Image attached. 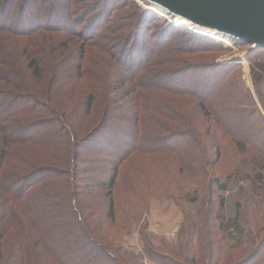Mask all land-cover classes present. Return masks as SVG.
<instances>
[{
  "label": "trees",
  "instance_id": "trees-1",
  "mask_svg": "<svg viewBox=\"0 0 264 264\" xmlns=\"http://www.w3.org/2000/svg\"><path fill=\"white\" fill-rule=\"evenodd\" d=\"M84 1L0 0V264H143L125 237L155 197L182 218L172 241L141 225L153 260L263 264L264 91L258 106L234 81L236 65L214 61L226 36L174 23L146 0L76 5ZM234 42L248 48L257 82L264 46ZM196 65L212 67V78L180 81L192 86L154 80L166 72L186 78ZM73 81L82 84L67 86ZM74 86L75 98L62 93ZM216 88L225 107L205 96ZM116 91L135 94L130 112L139 120L126 106L116 121ZM183 103L199 109L196 122L177 107ZM228 108L231 117H222ZM214 128L220 133L210 139ZM161 131L163 145L146 140Z\"/></svg>",
  "mask_w": 264,
  "mask_h": 264
},
{
  "label": "rangeland",
  "instance_id": "rangeland-1",
  "mask_svg": "<svg viewBox=\"0 0 264 264\" xmlns=\"http://www.w3.org/2000/svg\"><path fill=\"white\" fill-rule=\"evenodd\" d=\"M88 2H91V0L84 1L83 3H77L76 5H78V6L84 5L85 6ZM132 6H133L132 4L129 5L128 9H126L125 11L127 12V10H129L128 12H131L132 11V9H131ZM148 6L149 7H153L152 5H148ZM125 11L124 10L122 11V10L119 9V14H121L123 16L124 14H126ZM93 22H95V20H93ZM81 29L88 30L87 25L84 23L83 26L81 27ZM186 34L187 33L183 34V33L180 32V33H178L177 37L179 39H181V40H184V39L188 40L189 38H188V35H186ZM221 39H223V40L219 39V41L222 43L223 49H225L226 52H223L222 54H220L217 58H215L214 61L215 62H222L223 64L225 62L233 63V65H236V70L237 71H236V74H235V77H234V81H237V79L240 78L241 81L243 82L244 86L246 87V89H248L250 92L253 93L255 101H256V104L258 106H260L261 102H260L256 92H258V88H260L261 90L264 91V76L260 80H258L257 82L254 80L253 67H252V63H253L254 60H251V59H249L247 57L248 48L245 47V46H241L239 44H236L234 42V39H230L228 37H225V38L222 37ZM109 46L111 47V51L115 52L117 50L116 46L111 45V44ZM181 47H183V45L180 42L177 43V44H173V48L174 49H180ZM181 50H183V48ZM185 50H186V48H185ZM263 59H264V56H263ZM112 61H114V60H112ZM193 69H194V74L193 75H188V76L187 75H182V76H187L186 78L185 77H181V75H179V74H172L171 77H167L166 75H167L168 72H166V73L160 74L158 76V78L154 79V80H156L157 82H159V83H161L163 85H166L167 83L172 82V84L170 83L171 86H173V85L174 86L175 85L192 86V84H190V83H185L184 85H182V84H180V81H186V82L194 81V83L199 84V81L202 78V79H204L201 82V84H202L204 82H207L208 79L212 78V77H208L207 75H205V74H207V72L209 70L211 71L213 69L212 67L204 68L202 65H196ZM255 71L256 72H260V71H258V69H255ZM188 72L191 73L190 70ZM67 83H69V85H67V86H72V85H75V84H77V85L82 84V82H80V81H73L72 83H70V82H67ZM234 87H235V85H234ZM69 88H71V87H69ZM179 88H181V87H179ZM186 88H188V87H186ZM231 88H232V91H233V82L231 83ZM78 90H79V87L78 86L77 87L74 86L72 88V92H62V93L65 94L67 97L75 98L78 94L81 93V92H77ZM125 93L126 92H123V91L122 92L116 91V92H111L110 93V96L111 97H115V99L117 100V101H115L114 107L119 106L120 113H121L120 116L123 117V119H120L121 117H117L116 121L118 123H122L125 120L124 116L127 115V116L131 117V115H132V112H130L131 108H132L131 102L136 96H135V94L134 95H129V96L128 95H124ZM151 93H153V92H149L148 94H151ZM200 93L203 94V92H200ZM205 93H206L205 96L208 97V98H211L212 101L214 100V96L215 95L218 96V104L214 105L215 108L216 107L218 108L219 106H222V107L226 106L225 103H224V106H223V103H222V100H221L222 95L219 94L220 93L219 88H216L215 90H213V92H209L208 91V92H205ZM230 97H231V94L229 95V100H230ZM177 99L185 101V98H183V96L179 97ZM2 100L3 99L0 98V102H2ZM18 104L19 103L16 102L14 105L9 106L8 109L14 110V109H16L18 107ZM151 104H153V102H151ZM126 106H129V108H126ZM121 107H123V109L126 108V111L128 112V113H126V115L123 113V110H122ZM177 107L181 108V110L185 113V115L188 118H190V119H192V120H194L196 122L195 117H196L197 113H199V109L197 107H195L194 105H187L186 103H183V104H181V105H179ZM1 110H2V108H0V111ZM232 112H233L232 108H228L226 111L224 109H219V114L222 117H224V118L226 116L231 117ZM131 118H132L133 121L139 120V118H136V115H133ZM204 123L205 122L202 121L199 125L205 126ZM238 123H239L238 120H236V119L235 120H231V118H229V122H227V125L229 127H231V126L239 127ZM214 127H219V125L217 123H215ZM166 128L168 129V126H166ZM202 131L205 132V130L203 128H202ZM208 133L210 134V136H208V137H210V139H211L213 134L220 133V132H216L215 128H214L212 130V132H208ZM165 136H167V135H164L163 131H161L160 133L159 132L158 133H151V134H149V138L146 139V140H150L148 142L150 144H152V145H154L155 143L163 145L165 140L168 138V136L167 137H165ZM120 137H121V135H120ZM122 137H123V135H122ZM162 138H164V139H162ZM127 139H128V137H127ZM155 141H157V142H155ZM149 143H147V144H149ZM124 144L125 143L122 142V145H124ZM141 157L144 160H146L145 156H141ZM156 200L160 201L161 199H159L158 197H155L153 199V201L155 202ZM140 217H142V214L140 216H138L137 219L135 220V223H134L135 225H137V224H141L142 225L144 223H148V221L146 219V216L145 217L143 216V218H140ZM126 235H128V237H129L130 236V232L127 233ZM128 246H130V244Z\"/></svg>",
  "mask_w": 264,
  "mask_h": 264
},
{
  "label": "water",
  "instance_id": "water-1",
  "mask_svg": "<svg viewBox=\"0 0 264 264\" xmlns=\"http://www.w3.org/2000/svg\"><path fill=\"white\" fill-rule=\"evenodd\" d=\"M140 1V0H139ZM161 8V16L184 18L204 34L217 30L221 36L264 46V0H146ZM156 11L154 8H149ZM164 13V14H163ZM183 26V25H180ZM188 27V26H187ZM212 36L211 34H204ZM219 39V38H216Z\"/></svg>",
  "mask_w": 264,
  "mask_h": 264
},
{
  "label": "crops",
  "instance_id": "crops-1",
  "mask_svg": "<svg viewBox=\"0 0 264 264\" xmlns=\"http://www.w3.org/2000/svg\"><path fill=\"white\" fill-rule=\"evenodd\" d=\"M230 191H226L225 194H229ZM228 215H231L230 204L228 203ZM182 218V211L175 204L168 200H156L152 201L149 214L146 216L148 221L147 231L153 236H157L159 239H166L172 241L178 233L179 224ZM154 229V230H151ZM175 232V236L171 237V234ZM140 240L143 245L144 256L147 257L149 264H161L153 260L145 250V245L142 240L141 224H134V227L130 230V236L125 237L126 247L131 249V245L134 246L137 240ZM130 244V246H128ZM134 252V251H133ZM135 253V252H134ZM137 254V253H136ZM144 264V258H142ZM264 264V263H263Z\"/></svg>",
  "mask_w": 264,
  "mask_h": 264
},
{
  "label": "built area",
  "instance_id": "built-area-1",
  "mask_svg": "<svg viewBox=\"0 0 264 264\" xmlns=\"http://www.w3.org/2000/svg\"><path fill=\"white\" fill-rule=\"evenodd\" d=\"M151 230H154V229H151ZM174 236H175V232L171 234V237H174ZM131 248L133 249L135 253L142 254V258H144V264H149L147 257L144 256L143 245L139 239L137 240L134 246L131 245Z\"/></svg>",
  "mask_w": 264,
  "mask_h": 264
},
{
  "label": "bare ground",
  "instance_id": "bare-ground-1",
  "mask_svg": "<svg viewBox=\"0 0 264 264\" xmlns=\"http://www.w3.org/2000/svg\"><path fill=\"white\" fill-rule=\"evenodd\" d=\"M158 8V7H157ZM159 11H161V12H163V10L161 9V8H158V10H156V12H159ZM164 14V13H163ZM180 20H182V22H180L181 24H184L185 22L186 23H190V24H192L190 21H188L187 19H184V18H179ZM184 22V23H183ZM184 25H187V24H184ZM193 25V24H192ZM194 27H196L195 25H193ZM208 34H213V33H218V34H220V32H218L217 30H212V31H209L208 29H207V31H206ZM205 34V33H204Z\"/></svg>",
  "mask_w": 264,
  "mask_h": 264
}]
</instances>
